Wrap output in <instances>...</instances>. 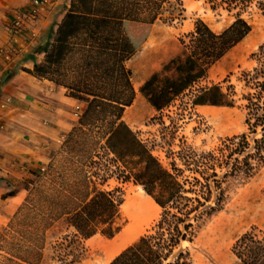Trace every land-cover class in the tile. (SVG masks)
Wrapping results in <instances>:
<instances>
[{
    "label": "rangeland",
    "instance_id": "1",
    "mask_svg": "<svg viewBox=\"0 0 264 264\" xmlns=\"http://www.w3.org/2000/svg\"><path fill=\"white\" fill-rule=\"evenodd\" d=\"M155 1L159 10L152 25L125 24L121 28L129 38L127 44H135L137 37L146 35L126 62L132 85L139 87L138 94L134 91L131 105L124 110L123 122L168 170L172 162L182 168L178 156L185 151L196 154L213 151L225 140L241 135L246 136L250 144L248 153L253 154V140L261 139V131L257 128L252 133L246 120H251L249 101L264 110V95L260 90L264 76V0ZM0 2L1 49L6 40L5 27L25 0ZM67 5L66 0H62L48 26L62 21ZM236 15L251 26V32L211 66L205 78L167 109L155 112L139 92L144 82L179 55L182 50L180 40L187 43L186 36L193 32L197 21L218 34L234 21ZM151 35L159 46L155 53L165 46L169 48L167 53L155 54L148 44L144 46L148 39L151 40ZM147 54L157 57L146 71L145 59L150 57ZM212 85L221 87L232 102L231 106L192 104L198 92ZM137 95L139 103L134 101ZM259 113L264 114V111ZM73 122L72 129L56 135V139L63 136L58 143L56 139L50 141V150L42 165L29 166V174L21 176L18 183L6 185V193L20 194L6 205L0 201V264H110L123 250L151 232L158 221L160 209L155 210L156 216L147 224L126 234L123 232L129 222L122 206L129 196L140 194V187L116 179L117 165L104 148L103 134L92 131L83 136L75 132L79 126L77 121ZM94 172L105 174L106 182L101 183ZM190 176L188 172L183 174V177ZM223 188L225 203L222 209L199 225L192 243L185 242L179 247L189 253L190 264H242L232 253L235 242L248 233L257 239L264 237V163L256 166L250 178L227 179ZM98 191L110 193L113 204L119 205L117 213L110 212V223L106 226L120 227V231L112 238L97 233L84 239L70 226L68 219ZM99 228L105 227L99 225Z\"/></svg>",
    "mask_w": 264,
    "mask_h": 264
},
{
    "label": "trees",
    "instance_id": "2",
    "mask_svg": "<svg viewBox=\"0 0 264 264\" xmlns=\"http://www.w3.org/2000/svg\"><path fill=\"white\" fill-rule=\"evenodd\" d=\"M214 1V0H212ZM155 0H71L62 21L51 24L41 36L40 45L28 57L33 73L66 91V95L85 104L75 132L104 135V148L113 156L117 180L140 187L160 208L151 232L117 255L110 264H190L189 253L179 249L192 243L199 225L219 212L225 203L223 185L229 178H250L264 163V111L249 101L246 124L261 139L253 140V154L245 135L225 140L213 151L196 154L188 150L164 168L134 132L123 122L125 108L135 93L126 62L144 42L146 35L127 44L121 30L125 24L150 26L159 6ZM214 10V7H211ZM251 32V26L236 15L234 21L216 34L202 21L192 33L180 40L182 50L159 73L144 82L139 92L155 112L167 109L178 97L205 78L207 70L222 59ZM77 41V42H75ZM35 55H42L36 62ZM264 95V76L260 85ZM221 87L203 88L192 101L194 106L229 107ZM180 154V153H179ZM103 173H107L102 170ZM184 172L191 174L183 177ZM106 182L105 174L93 173ZM110 193L98 191L68 219L76 233L89 239L99 233L112 238L120 227L109 226L111 211L117 207ZM103 225L105 228H99ZM177 250V251H176ZM176 251V252H175ZM232 253L242 264H264V237L244 234L234 244Z\"/></svg>",
    "mask_w": 264,
    "mask_h": 264
},
{
    "label": "crops",
    "instance_id": "3",
    "mask_svg": "<svg viewBox=\"0 0 264 264\" xmlns=\"http://www.w3.org/2000/svg\"><path fill=\"white\" fill-rule=\"evenodd\" d=\"M50 1L38 21L37 27L42 33L49 27L55 8L62 4V0ZM29 3L30 0H25L20 8H28ZM5 46L6 40L1 48ZM29 51L17 64L7 65L0 56V201L4 205L20 194L6 193V185L18 183L21 176L29 174V166L42 165L49 153L50 141L74 127L73 121L77 119L72 115L73 108L79 105L83 111L86 107L66 97L60 87L35 76L33 62L28 59L33 52ZM42 58L35 55L37 63ZM5 100L9 104L4 106ZM62 138L59 136L55 141L58 143Z\"/></svg>",
    "mask_w": 264,
    "mask_h": 264
},
{
    "label": "built area",
    "instance_id": "4",
    "mask_svg": "<svg viewBox=\"0 0 264 264\" xmlns=\"http://www.w3.org/2000/svg\"><path fill=\"white\" fill-rule=\"evenodd\" d=\"M69 1L66 0V5ZM50 4V0H30L28 8L17 10L12 14L5 27L6 46L0 49V56L5 64H17L18 59L27 50L32 53L40 45L42 32L37 25L40 13ZM7 104L9 100H5L3 105ZM81 112L80 106H75L73 117L78 120Z\"/></svg>",
    "mask_w": 264,
    "mask_h": 264
},
{
    "label": "bare ground",
    "instance_id": "5",
    "mask_svg": "<svg viewBox=\"0 0 264 264\" xmlns=\"http://www.w3.org/2000/svg\"><path fill=\"white\" fill-rule=\"evenodd\" d=\"M146 44H148L147 47H150L154 51V53H155V49L159 50V46L154 43V39L152 35H151V40L149 41L148 39V41L144 44V46ZM168 49L169 48L165 46L164 48H160L161 52L158 53L165 54L167 53ZM147 56H150V54L149 55L147 54ZM156 57L157 55L155 57L150 56L145 59L144 70L147 71L149 68H151L154 65L155 63L154 61L156 60L155 59ZM138 87L139 86L136 84L133 85V89L137 94H138ZM134 101L138 103L140 102L138 95L135 97ZM139 190H140V194L129 196L127 198L125 205L122 206V211L129 222L128 227L123 231L125 234L130 232L131 230L140 228L142 225H145L148 222H150L156 216L155 210L160 209L155 204V202L144 193V191L141 188H139ZM142 195L146 196V198L142 197ZM124 248L125 246L118 249L115 252L114 257L117 254H119Z\"/></svg>",
    "mask_w": 264,
    "mask_h": 264
}]
</instances>
